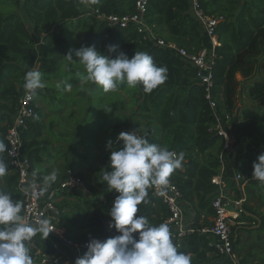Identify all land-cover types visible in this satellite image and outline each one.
<instances>
[{
	"label": "trees",
	"instance_id": "trees-1",
	"mask_svg": "<svg viewBox=\"0 0 264 264\" xmlns=\"http://www.w3.org/2000/svg\"><path fill=\"white\" fill-rule=\"evenodd\" d=\"M17 1L0 0V139L7 145L6 133L25 91L26 72L42 70L57 75L60 60L74 52L69 33L75 34L81 46L95 45L103 55L111 58L121 51L129 58L136 51L147 52L158 66L168 68V78L150 93L138 84L141 98L137 103L138 112L134 114L141 116L145 123L141 126L138 122L141 128H137V132L147 134L146 138L152 143L183 153V158L187 159L170 176L183 192L193 229L173 236L178 252L190 254L192 264H236L222 258L211 244L210 235L202 233L201 229L211 226L215 216L213 199L219 187L212 182V177L221 173L224 165L225 193L240 200L243 192L234 180L235 173L244 170L250 161L258 162L248 149H253L257 157L264 154V82L254 83L247 89L259 103L257 108L245 105L242 113L235 110L241 85L235 73L241 70L244 77L252 75V56L264 47V0H200L206 13L225 17L218 29L220 44L214 66L213 93L217 114L233 138L228 150L224 149L223 138L213 128L217 118L205 98L204 87L196 80L192 65L157 45L148 32L139 31L135 25L110 26L97 19L93 12L96 9L102 13L131 14L135 11L136 0H88L90 7L81 0ZM19 6L41 36L39 45L22 14L16 10ZM146 20L158 37L173 40L190 52L208 45L203 26L191 11L189 0H149ZM110 45L117 46L115 52L109 51ZM33 107L34 113L27 119L23 146L30 159V172L39 169L35 178L42 184L43 176L47 175L43 165L45 151L51 141L44 135L43 112L40 103H36V96ZM222 152L223 161L220 159ZM0 157L8 164V174L0 177V188L12 193L13 200L23 201L22 215L24 194L18 187V173L7 158V150ZM109 158L110 155H104L102 165L96 168L99 188L83 171H76L75 166L71 173L85 188L61 187L59 182L52 185L54 209L49 212L52 221L65 232L62 237L52 233L47 238L41 234L34 236L29 243L33 264H65L70 260L75 264L78 254L83 256L87 248L78 253L66 239L86 243L91 239L104 241L119 234L109 226L112 223L109 212L119 193L108 191L106 182H102L103 172L111 170ZM148 192L147 203L139 206L138 215L147 217L154 226L168 223L171 216L168 205L152 188ZM245 195L242 215L255 219L259 225H233L236 258L241 264H264V182L249 180ZM134 235L138 238V233Z\"/></svg>",
	"mask_w": 264,
	"mask_h": 264
},
{
	"label": "clouds",
	"instance_id": "clouds-1",
	"mask_svg": "<svg viewBox=\"0 0 264 264\" xmlns=\"http://www.w3.org/2000/svg\"><path fill=\"white\" fill-rule=\"evenodd\" d=\"M116 47L110 45L109 51L115 52ZM75 56L86 71L81 83L92 82L105 93L117 91L124 83L129 88L142 84L143 90L150 93L168 78V68L158 66L144 51H136L132 58L121 51L111 58L92 45L75 50ZM65 57L70 62L75 61L71 52ZM24 81V89L34 98L37 91L46 86L43 73L36 70L27 71ZM71 89L72 84L65 81L64 90ZM87 91L91 94L90 89ZM103 109L111 113L110 109ZM146 137L147 134L132 131L121 132L117 138L124 146L111 151L108 165L111 170L103 172L102 182H106L108 191L119 193L109 212L112 218L109 226L119 234L104 241L91 239L87 251L75 264H192L190 254L178 252L167 222L154 226L147 217L138 215L139 206L147 203L148 189L155 188L164 196L170 176L181 168L183 161V153L177 154ZM107 147H112V141ZM6 150L7 145L0 139V154ZM257 161L253 163L252 176L264 182V154L259 155ZM38 173L39 169H34L33 177ZM7 174L8 164L0 157V177ZM58 175V170L53 169L43 176L41 194L58 180ZM22 209L23 201L13 200L12 193L0 188V264H33L30 241L37 234L47 238L57 229L48 218L29 223L21 215ZM137 233L138 238L134 235Z\"/></svg>",
	"mask_w": 264,
	"mask_h": 264
},
{
	"label": "rangeland",
	"instance_id": "rangeland-1",
	"mask_svg": "<svg viewBox=\"0 0 264 264\" xmlns=\"http://www.w3.org/2000/svg\"><path fill=\"white\" fill-rule=\"evenodd\" d=\"M17 2L21 3V0ZM16 10L22 14L36 37V44L39 45L41 36L27 20L20 6ZM154 33L156 34L155 31ZM165 36L168 35L165 34ZM68 38L74 48L72 55L75 61L70 62L64 56L57 65V75L40 70L43 73V81L46 86L38 90L35 95L36 103H40L43 112L44 135L51 141L45 151L46 161L43 165L47 174L53 169H57L58 180L69 175L72 166H75L76 171H83L86 177L99 188L100 184L96 180L95 173L96 168L102 165L103 156L123 148V141L117 139L121 132H137V128H141L138 122L141 123V126L145 123L141 116L134 114L138 112L137 103L141 98V93L138 90V85L136 88H129L126 83L120 85L117 91L108 93L92 82L82 84L81 77L86 75V71L75 56V50L82 46L75 34L69 33ZM97 51L102 54L100 50ZM251 67L253 73L246 77L249 78L248 81L264 82V47L259 53L253 54ZM238 74L243 75L241 70L235 73L236 78ZM47 75L49 79H45ZM65 81L72 84L71 91L64 90ZM239 87L235 110L242 113L240 111L246 107L245 105L257 108L259 103L247 92L250 85L247 84L244 89ZM88 89L91 90V94L87 91ZM103 108L110 109L111 113L106 112ZM137 134L140 135L138 132ZM109 141H112L110 149L107 147ZM232 143L233 138L230 137V144L232 145ZM247 151L257 160V154L253 149ZM253 170V163L250 161L247 167L238 173L244 177V182H246L255 179L252 176ZM58 180L53 184L57 185ZM52 185L46 190L49 194L52 192ZM234 217L237 219L233 221L234 225L238 223L254 227L259 225L255 223V219L244 218L242 212H238ZM187 220L191 221L190 213H188ZM81 256L78 254V257ZM57 261L58 258L54 260V262ZM65 264H72V261H66Z\"/></svg>",
	"mask_w": 264,
	"mask_h": 264
},
{
	"label": "built area",
	"instance_id": "built-area-1",
	"mask_svg": "<svg viewBox=\"0 0 264 264\" xmlns=\"http://www.w3.org/2000/svg\"><path fill=\"white\" fill-rule=\"evenodd\" d=\"M81 3L90 7L88 0H81ZM148 3L149 0H136L135 11L131 14L119 15L114 13H102L96 9L93 12L96 14L97 19L106 21L110 26L119 25L121 27H126L128 25H135L139 31L148 32L157 45L169 49L192 65L196 80L204 87L205 98L217 118V123L213 128L223 138L224 149H230V134L217 114V102L213 93L215 87L214 66L218 58L217 46L220 44L218 29L225 21V17L206 13L200 0H189L191 11L203 26L204 33L208 38V45L203 46L197 51L190 52L187 48L178 45L175 41L158 37L154 33L152 26H150L146 20ZM33 100L34 96H30L26 90L20 97L13 114L12 124L9 126L6 133L7 158L18 173V187L24 194V210L22 215L29 223L48 218L53 227H57L52 221V215H50L49 212L54 209V203L51 200L52 192L49 194L47 191H44L41 194L42 184L31 174L30 159L25 153L23 146V135L27 128V119L34 113ZM172 151L179 154L176 150ZM220 159L221 161L224 159L223 152L220 154ZM186 162L187 159L183 158L182 163ZM223 171L224 165L221 173L214 175L211 179L212 182L219 187V192L213 199L215 216L212 218V225L204 227L201 229V232L210 235L212 239L211 244L215 246L217 253L222 258L231 259L236 263L237 258L233 244V221L236 219L234 216H236L238 212L243 211L242 203L245 200V196L237 200L226 195V183L223 177ZM169 179V187L164 196L159 195L157 189H152L153 193L162 198L170 209L171 216L168 219V223H171L170 230L172 235H182L186 232L193 231V229L185 223L183 192L171 177ZM234 180L241 188L244 177L240 173H235ZM59 184L61 187L72 186L85 188L84 183L79 178L74 177L71 171L69 175L59 181ZM228 205H232L233 209H229ZM64 232V229L57 227L52 233L62 237ZM66 242L78 253H81V249L87 248L89 243H77L69 239H66Z\"/></svg>",
	"mask_w": 264,
	"mask_h": 264
},
{
	"label": "crops",
	"instance_id": "crops-1",
	"mask_svg": "<svg viewBox=\"0 0 264 264\" xmlns=\"http://www.w3.org/2000/svg\"><path fill=\"white\" fill-rule=\"evenodd\" d=\"M208 44V43H207ZM237 78H238V80L239 81H241V85H240V87L239 88H241V89H244V87L247 85V84H249L250 86H252L254 83H255V80L254 81H248L249 80V78H246V77H244L243 75H241V74H238L237 75ZM251 101V100H250ZM238 103H239V101H238ZM247 182L248 181H246V182H244L243 181V183H242V187L240 188V186H239V188H240V190L243 192V196H245V198H246V195H245V185L247 184ZM231 198V197H230ZM186 204V203H185ZM184 204V215H185V223H186V225L187 226H190V220L188 221L187 219H188V208H187V205L188 204H186L185 205Z\"/></svg>",
	"mask_w": 264,
	"mask_h": 264
},
{
	"label": "water",
	"instance_id": "water-1",
	"mask_svg": "<svg viewBox=\"0 0 264 264\" xmlns=\"http://www.w3.org/2000/svg\"><path fill=\"white\" fill-rule=\"evenodd\" d=\"M228 208H229V209H233L232 205H228ZM53 234H55V233H53ZM236 264H241V263L239 262V260H237V261H236Z\"/></svg>",
	"mask_w": 264,
	"mask_h": 264
}]
</instances>
